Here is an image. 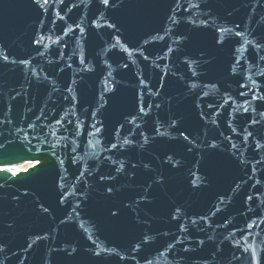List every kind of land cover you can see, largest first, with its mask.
<instances>
[{
  "label": "water",
  "instance_id": "95a60500",
  "mask_svg": "<svg viewBox=\"0 0 264 264\" xmlns=\"http://www.w3.org/2000/svg\"><path fill=\"white\" fill-rule=\"evenodd\" d=\"M44 9L0 0V264H264V0Z\"/></svg>",
  "mask_w": 264,
  "mask_h": 264
},
{
  "label": "snow or ice",
  "instance_id": "6c2138e0",
  "mask_svg": "<svg viewBox=\"0 0 264 264\" xmlns=\"http://www.w3.org/2000/svg\"><path fill=\"white\" fill-rule=\"evenodd\" d=\"M33 2H34L35 4H37V5H39L40 8H42V9H44V5H48V4H49V0H43L42 3H41V0H33ZM62 2H63V0H53V3H62ZM99 2H100L101 5H103L105 8H107V7L109 6L110 0H99ZM194 6H196V5H190V7H194ZM44 11H47V9H44ZM173 12H175V9H173ZM100 18H101V19L103 18V12H102V11H101V16H100ZM169 19L171 20V22H172L173 24L177 23V20L174 18V16H173V17H169ZM98 26H99V27H103L102 24H101V25H98ZM107 26H108L109 28L114 27V25H112V24H108ZM219 31H221V32H225V31H230V29H224V28H221V29H219ZM236 35H237V36H240L241 33H240V32H237ZM161 39H163V37H161ZM41 40H43V37H41L40 40H38V41H36V42H37V43H40ZM245 43H248V41H245ZM255 46H256L257 48L260 47L259 44H256ZM169 51H171V48L169 49ZM3 59H4V60H7L8 57H7L6 55H4V56H3ZM262 59H264V58H262ZM21 63H24V62L22 61ZM237 63H239V61H237ZM233 70L235 71V69H233ZM262 75H264V73H262ZM142 83H143V81H142ZM155 94H156V93H153V95H155ZM253 98H256V97H253ZM260 98H261V99H264V97H260ZM148 107L151 108V105H148ZM156 107H159V105H156ZM144 111H145V109H144V107L142 106V107L140 108V112L143 113ZM245 111H247V109H245ZM261 115L264 116V113H262ZM253 122L255 123V121H253ZM57 123H60V121L58 120ZM175 123H176V121L173 120V121H172V124L175 125ZM94 127H95V126H94ZM95 131H96V132H99V131H100V128H96ZM157 132L159 133V129H157ZM251 135H252L251 132H248V133H247V135L244 137L245 142L247 141L248 136H251ZM187 138H188L187 136H184V139H187ZM124 143H128V140L125 139ZM255 146H256L257 149H259V148H261V147H264V145H261L259 141L256 142V145H255ZM112 147L115 148L116 145L113 144ZM232 147H233V149H236L237 146H236L235 144H233ZM171 159H172V158L169 157V160H171ZM241 162L243 163V161H241ZM37 163H39V161H37ZM60 163L62 164L63 161H60ZM33 166H34V165H33ZM121 167H123V165H121ZM144 167L147 168L148 165H144ZM19 171H20V169H13V168H0V172H10V173L12 174V176H16L17 173H18ZM117 171H120V169L118 168ZM9 178H11V177H9ZM63 179H64V177H61V180H63ZM257 183H259V181H257ZM193 184L195 185V184H196V181H193ZM61 188H63V185H61ZM109 191H111V189H109ZM63 195H64V193L61 194V202H62V199H63ZM248 199L251 200L252 197H248ZM42 210H43L45 213L48 212V209H47V208H42ZM179 211H180L179 209L176 210L177 213H179ZM173 218H175V217H173ZM251 226H252V225H250V227H251ZM9 227H11V225H9ZM39 239H40V237L38 236V237H37V240H39ZM145 239L147 240V237H145ZM31 246H32V245L29 244V247H31ZM0 250H2V245H0ZM75 251H76V249L73 248V249H72V252H75ZM72 252H69L68 255H71ZM99 254H100L99 252L96 253V255H99ZM255 258H256V253L253 252V253H252V259H255Z\"/></svg>",
  "mask_w": 264,
  "mask_h": 264
},
{
  "label": "bare ground",
  "instance_id": "6f19581e",
  "mask_svg": "<svg viewBox=\"0 0 264 264\" xmlns=\"http://www.w3.org/2000/svg\"><path fill=\"white\" fill-rule=\"evenodd\" d=\"M28 164H31V163H27V165H28ZM27 165H24V166H21V167H26Z\"/></svg>",
  "mask_w": 264,
  "mask_h": 264
}]
</instances>
